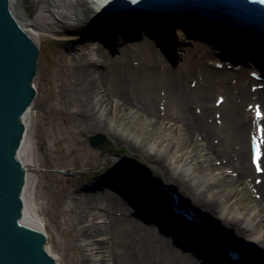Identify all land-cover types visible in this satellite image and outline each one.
<instances>
[{"label":"bare ground","instance_id":"1","mask_svg":"<svg viewBox=\"0 0 264 264\" xmlns=\"http://www.w3.org/2000/svg\"><path fill=\"white\" fill-rule=\"evenodd\" d=\"M8 3L11 15L17 20L24 32L34 40L36 45L40 44L42 36L50 31V24L75 23L81 20L76 13L77 11L75 12L79 8L83 14V20L96 22L98 30H93L94 36L104 41H110L113 33L121 31L119 25L121 26L124 20H126L124 22H127L130 19L137 29L143 28L147 35L142 37L140 43L134 48L139 51L140 60L143 64L151 65L157 61L153 46L149 43L150 36H154L153 38L164 46L163 51L165 52L173 47L169 30L165 28L170 24L165 26V15L156 10L145 13L143 11L129 12L128 15L124 12L121 23L118 17L120 13L113 16L115 22L111 21V18L106 17L107 14L103 13L101 15L98 11L93 10L89 0H36L38 7L32 17H28L23 10L19 9V5L21 6L20 0H9ZM185 13L179 14V17L183 20ZM109 14H113V12ZM112 24L117 25L118 28L112 27ZM161 24L163 25L161 26ZM197 30L206 32L203 34L210 40L211 44L220 48L223 52L222 55L225 57L227 51L228 53L231 52L229 57L223 58V60H226L223 61L224 66L231 64V62H228V58L233 60L236 57H241L235 50L243 43L247 48L249 46L247 55L252 59L254 58L256 64L259 65L260 58L264 57V40L240 27L229 26L226 22H215L201 18ZM140 33L143 32L140 31ZM230 44L235 46H232V50H226V46ZM165 46H167L166 50ZM132 50L133 48L130 47L124 48L121 54L113 59L116 60L117 65L115 64L107 71L100 72H96L93 66L98 64L100 60L108 61L109 58L104 56L98 47L85 49L83 46L77 45L73 48L70 47L66 52L60 51L58 53L60 60L74 59L80 63V68L76 71L69 70L71 65L60 71L64 88L58 104L61 106L60 110L64 112H59L62 118L69 116V119L75 124L73 127L83 131L106 125L109 120V111L112 108L117 113H122L121 110L127 107V109H135V114H147L154 124L153 126L160 128L161 125H164L161 129L165 133L154 138L159 139V143L165 144V146L160 148L159 143L154 142L148 147L152 153L156 154L162 151L169 155L166 159L168 160L167 167L164 165V171L167 172L166 176L168 178L170 176L178 178L189 173L186 163L190 162L195 155L191 153L184 156L183 152L178 154V151L189 138L196 139L195 137L200 136L201 140H199L198 145L203 150H209V152L202 154L203 161L207 164L206 169L210 172L217 169L221 171L228 166L232 168V176L235 175V179L242 182L246 178L250 179L253 187L260 193L259 197H262V201H255L253 205H262V207L260 210L256 208L255 211L249 208L243 212L237 208L230 210L231 199L228 197V191L225 189L214 190L213 184L215 182H206V176H202L205 181H201L202 179L195 175L197 178L195 176L189 178L191 182L188 186L191 187L192 198L196 203L194 207L198 209L200 214L194 212L195 216H191V219H189L173 210L171 201L162 192L164 190L158 187L151 178H146L141 173L133 174L127 167H124L125 169L121 170L119 176L111 175L103 180L94 178V182L83 186L84 190H71L68 193L70 203L66 210L69 211V217L74 222L73 229L77 231L74 239L77 241L75 264H101L102 252H105L106 256L113 253V250L109 253L104 249L103 243H98V237L103 236L106 231H109L108 233L114 232V235L116 234L120 238H129L128 243H125L124 246L128 245V248L132 251L131 256L135 262L134 264H154L151 261L152 257L150 258L152 253L158 254L160 264H166L165 262L168 259H171L174 264H201L199 263L200 260L204 264H241L237 256H230V249L234 248V245L227 242L221 243L220 239H217L216 233L204 225V217L218 219V223L222 224L223 227H228V230L231 229L230 232L233 231L240 235L243 233L240 240L244 244L258 246V249L260 248L264 252V229H256L255 225L257 223L254 221L257 214L263 212L264 209V84L262 83L260 88L256 86L253 89L254 84L261 82H257L242 68L233 69V71L225 69L219 61L221 60L219 55L216 57L218 61H214L213 64L205 62L208 49L200 55H196L197 57L194 59L203 64V68L201 67L199 72L201 73L203 69L205 71L201 74L204 86L219 85V91L222 90L220 92L226 91V94L223 93L225 96L223 94L217 96V98L224 96L221 104H212L210 101L205 102L202 98L198 113L192 114L186 108L184 109L187 101V105H191L188 100L190 95L187 92L190 91L191 94L192 90L184 92L182 79L186 73L191 71V64H187V62H196L194 59H189L185 64H182L181 70L169 67L161 70L163 73L162 89L164 90V97L159 110L155 107V96L151 92L147 94L143 103L137 95L129 97L125 92L119 93L120 91L117 93L119 101H114L110 97L109 83L112 86L114 78L120 81L123 79L121 76L129 77L132 70L135 71L134 68L130 67L129 55H132ZM261 59L264 61L263 58ZM123 68L127 69L122 70ZM153 68L154 66L149 69L148 73L150 79L154 82L158 74ZM144 72L146 73V69ZM256 72L264 74V70L262 71L260 68ZM205 73L208 76L207 78L204 75ZM154 84H157V82ZM204 86H200L195 90L199 97L201 95L199 89ZM33 99L20 117L24 128L16 155L25 169V176L21 191L23 205L19 223L43 233L45 236L43 248L54 259L55 264H59L57 253L46 243L48 235L41 225V218L38 214L42 201H40V195L37 194L35 189V177L29 172L38 165L39 151L29 120ZM246 99L253 100V114H250L244 108ZM177 108L181 109L179 114H177ZM256 111H259V116L256 115ZM174 119L181 121L184 131L179 132V137L180 139L182 137L183 142L178 141V149L172 152V145H170L172 135L170 133L174 132L176 134L177 132V129L173 127L175 122L172 120ZM55 122V126L60 131L64 130L65 126L61 129L60 122ZM259 126L261 127L259 128ZM52 130L54 131V129ZM53 133L54 137L57 138L55 131ZM249 136L254 141H259V159H256L255 164H261V167H263L261 173L253 170L254 163L251 150L250 154L248 153ZM202 140L206 146L202 144ZM141 142L140 139L135 137L132 144L137 143L140 145ZM214 156L218 163H215L212 159ZM201 166L202 164L198 165V170L203 168ZM199 171L201 172V170ZM202 175H205V173ZM192 178L194 179L192 180ZM167 182V180H163V187L169 186L166 184ZM106 185L114 187L118 190V193H113L108 187L107 189L104 188ZM104 190H106V193H104ZM177 206L179 205L177 204ZM116 210L119 213L115 214L113 212ZM130 210L134 211L136 214L134 216L137 217H133ZM146 220L152 221L153 224H145ZM230 224L239 225L240 230H238V227L233 229ZM167 232L172 237V241L174 240V243L185 251L171 246V239L165 237V235H168ZM101 241L105 243L106 240L101 238ZM172 251L175 254L174 258L170 257ZM113 256L117 264L119 262L129 264L127 253L114 250Z\"/></svg>","mask_w":264,"mask_h":264},{"label":"rangeland","instance_id":"2","mask_svg":"<svg viewBox=\"0 0 264 264\" xmlns=\"http://www.w3.org/2000/svg\"><path fill=\"white\" fill-rule=\"evenodd\" d=\"M20 2L21 6L19 5V9L23 10L28 17L34 16L38 7L36 0H20ZM95 23L96 22L86 19L79 20L75 23L50 24V31L42 36L40 44L37 45L39 52L36 73L32 80V85L35 89V97L31 105L29 120L31 121L33 137L39 151L38 165L34 170H29V172L35 177V189L37 194L40 195V201H42L38 209V214L41 218V225L48 235L46 237V243L57 253L59 260L58 263L75 264V248L77 241L74 239L77 231L76 229H73L74 222L69 217V211L66 210L70 203L68 193L71 190H84L83 186L94 182V178L103 180L111 175L115 176L121 174V170L125 169L124 167H127V169L133 174L141 173L142 176L151 178L156 185L157 180H161V182L167 180L168 182L166 184L169 185V189H172L174 193H177L185 202H189L194 206H196V203H194L195 201L192 198L191 187L188 186L191 182L189 178L197 175L199 179H202V176H206V182H215L213 184L214 190L225 189L228 191V197L231 199L230 210L236 208L242 212L246 211L248 208L253 211H255L256 208H259L260 210L262 205L254 206L253 204L255 201H262V197H259L260 193L255 187H253L250 179L246 178L243 182L235 179V175L232 176V168H229L228 166L224 167L221 171L217 169L210 172L206 169L207 164L203 161L202 154L207 153V151L209 152V150H203L202 147L198 145L200 142L199 140H201L200 136L195 137L196 139L189 138L178 151V154L183 152L184 156L194 153L195 156L192 157L193 159L186 163L189 173L178 178H172L171 176L168 178L166 176L167 172L164 171V165L167 167L168 160L166 159H168L167 157L169 155L162 151H159L156 154L154 152L152 153L148 147V145H151L154 142L157 144L159 143L160 140L155 139L154 137L161 136L165 133V131L162 132L161 129L164 125H161L160 128L153 126L154 124L150 121V117L147 114H135V109H127V107H124L121 110L122 113H117L112 108L109 111V120L106 125L99 128H89L83 131L77 130L73 127L75 124L69 119V116L62 118L60 113L64 112L60 110L61 106L58 104V101L60 100L59 97L63 94L62 89L64 88L63 78H61L60 71L63 68H68L70 65V71H76L80 68V63L77 60H60L58 58V53L60 51L66 52L70 47L73 48L77 45H81L85 49L98 47L103 55L109 59L108 61L104 59L100 60L98 64L93 66V68L96 69V72L107 71L115 64L117 65L116 60L113 59L121 54L124 48H133L131 51L132 55H129V57L131 64L130 67L134 68L135 71L132 70L131 76L129 75V77L121 76L123 79L120 81L114 78L112 86L111 83H109L111 90L110 97L114 101H119L117 93L120 91L119 93L125 92L129 97L137 95L138 99L143 103L145 102L144 100H146L145 97L147 94L151 92V94L155 96L157 102H155V107H157L158 110L161 108L160 104L161 101L163 102L164 97V90L162 89L163 73L161 70H164L167 67L181 70L182 64H185L189 59H194L197 57L196 55H200L208 49L209 51L205 57V62L209 64L218 61L216 60L218 55L220 59H223L229 57L231 54V52L228 53L227 51L226 57L222 55L223 52L220 48H218L217 45L211 44L210 40L203 34L206 32L201 30L200 32L197 30L199 21L196 19L192 20V18L185 17L184 20L178 21L177 18H175L171 21L164 22L165 26L166 24H170L165 28L169 30L170 37L173 40V47L167 49V52H165L163 51L164 46L159 44L157 42L158 40L153 38L154 36H150L149 43L153 46V50L156 54L155 59L157 58V61L151 65L143 64L140 60L141 57L139 56V51L134 49L140 43L141 38L147 35L143 28L137 29L133 21L129 19V21L127 20V22H123L121 26L119 25L121 31L116 32L115 34L113 33L110 41H104L101 38L94 36L95 33L93 30H98ZM162 25L163 24H161V26ZM112 27L118 28L117 25L113 24ZM140 31L143 33H140ZM227 46L226 50H232V46L235 45L230 44ZM166 47L167 46H165V50ZM248 48L245 46V43L238 46V50L236 49L235 52L237 51L241 57L234 58L238 64L236 67L232 64H227V70L233 71V69L242 68L247 71L248 75H250L249 73L251 71H256L260 64L261 68L264 66V61L261 59H264V57L262 56L260 58L259 65L256 64L254 58L252 59L248 57ZM78 54H80V52H78ZM219 61H221L220 63L224 66L223 60ZM189 63L191 64V71L186 73L183 77L182 88H184V92L192 90L191 94L190 91L187 92V94L190 95L188 100L191 105L188 106L187 101L184 109L186 108L187 111H190L192 114L198 113L200 109L199 105H201L200 100L202 98L205 102L210 101L212 104L216 102L222 103L221 101H216L217 96L219 94L222 95L223 93L226 94V91L224 90L223 93L220 92L222 90L219 91V85L204 86L201 74L205 71L203 69L201 73L199 72L200 68H203V64L198 61L193 63L187 62V64ZM140 66H142V68H140ZM153 66V69L158 74L157 77H155L154 82L150 79L148 73L149 69ZM143 68L146 69L147 74L144 72L145 69ZM126 69L127 68H123L122 70ZM204 75L206 78L208 77L206 73ZM116 76L118 75L116 74ZM156 82L157 84H154ZM257 85L258 84H254L252 88L254 89ZM200 86L204 87L199 89L201 94L199 97L195 90ZM253 104V100L248 99H246L244 104V108L250 114H253ZM176 111L177 114H179L181 109L179 110V108H177ZM55 121L60 122L61 129L65 126L64 130L60 131L55 126ZM172 121L175 122L173 127L177 129L176 134L171 132L172 130H168L171 132L170 135H172V137H170L172 142L170 145H172L173 152L178 149V143L183 142L181 140L182 137L181 139L179 137V132H181V130L184 131V126L178 119ZM253 127L255 128V125ZM52 129H54L57 134V138L54 137V131ZM96 133L103 134L104 139L100 144L93 145L89 142V137ZM135 137L142 141L140 145L137 143L135 145L132 144L134 143ZM250 138L251 137L248 138V153L250 152ZM194 142H196V144H194ZM202 144L206 146L203 140ZM159 145L160 148L165 146V144L162 145L161 143H159ZM214 158L216 157L214 156L212 158L214 162L218 163V160H215ZM199 164H202L201 167H203L199 169L201 172L198 170ZM255 167L257 169V166H254L253 170H255ZM260 168L263 167H259V169ZM204 173L205 175H202ZM153 176L157 177V180L154 179ZM231 178L233 180H230ZM193 179L194 178H192V180ZM203 180L204 179L201 181ZM107 187L112 190L113 193H118V190L114 187L106 185L104 188L107 189ZM104 193H106V190H104ZM131 208L133 209V207ZM130 211V214L133 215V217H137L134 216L136 215L134 211ZM262 211L263 212L257 214L254 219L257 223L255 225L256 229H264V209ZM113 212L115 214L119 213L118 210ZM214 220L212 219V221L215 222L214 226L215 228H218L217 231L223 234L222 236L228 240L240 241L243 233L240 235L233 231L230 232L231 229L228 230V227H223L222 224L218 223V219ZM145 222L144 223L147 225L153 224L152 221L146 220ZM210 223L211 222H208V224ZM230 226L233 227V229L238 227V230H240L239 225L230 224ZM108 232L109 231H106V234L104 233L103 236L98 237V243H103L105 246L104 249L109 253L113 250V253L106 256L105 252H102L100 263L117 264L113 255L114 250H118L120 253H127L129 256L127 259L129 264H134L135 262L131 256L132 251H130L128 245L124 246L125 243H128L129 238H120L116 236V234L114 235V232ZM167 234L168 235H165V237L171 239V246L178 249L179 246L174 243V240L172 241V237L168 232ZM101 238H105V243L101 241ZM122 240H124L123 243ZM248 251L249 253L253 252L255 257L260 256L264 260V252H262L260 248L258 249V246L249 245ZM99 252L98 254H100ZM173 252L174 251L171 252L170 257L174 258L175 254ZM151 257V261L154 262V264H160L158 254L155 255L152 253L150 255V258ZM170 260L168 259L165 263L174 264L173 261ZM199 263L204 264L201 260ZM118 264L122 263L119 262ZM125 264H127V262Z\"/></svg>","mask_w":264,"mask_h":264},{"label":"water","instance_id":"3","mask_svg":"<svg viewBox=\"0 0 264 264\" xmlns=\"http://www.w3.org/2000/svg\"><path fill=\"white\" fill-rule=\"evenodd\" d=\"M8 1L0 0V264H55L43 248V233L19 223L25 176V169L16 155L24 128L20 117L35 95L31 81L36 73L39 50L11 15ZM125 11L124 7H118L107 18ZM78 15L82 17L80 13ZM103 139V134L96 133L90 136L89 142L96 145ZM157 182L184 216L193 217L194 212L199 213L194 205L185 202L172 189L163 187L161 180ZM203 223L216 233L221 243L234 245L230 255L237 256L241 264H264L262 257L249 253L248 244L222 236L212 219L204 217Z\"/></svg>","mask_w":264,"mask_h":264},{"label":"snow or ice","instance_id":"4","mask_svg":"<svg viewBox=\"0 0 264 264\" xmlns=\"http://www.w3.org/2000/svg\"><path fill=\"white\" fill-rule=\"evenodd\" d=\"M257 115L259 116V112H257ZM256 159H259V152L257 151V156H256Z\"/></svg>","mask_w":264,"mask_h":264}]
</instances>
